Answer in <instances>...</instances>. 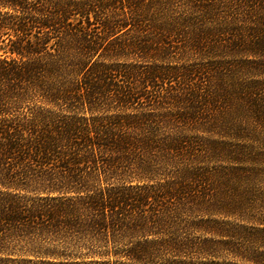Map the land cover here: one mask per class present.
Wrapping results in <instances>:
<instances>
[{
  "label": "trees",
  "instance_id": "obj_1",
  "mask_svg": "<svg viewBox=\"0 0 264 264\" xmlns=\"http://www.w3.org/2000/svg\"><path fill=\"white\" fill-rule=\"evenodd\" d=\"M0 264H264V0H0Z\"/></svg>",
  "mask_w": 264,
  "mask_h": 264
}]
</instances>
